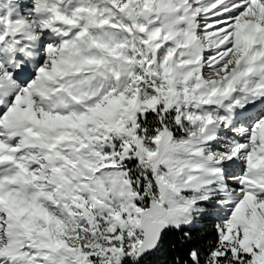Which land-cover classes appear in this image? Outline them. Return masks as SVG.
<instances>
[{"label":"snow or ice","instance_id":"6c2138e0","mask_svg":"<svg viewBox=\"0 0 264 264\" xmlns=\"http://www.w3.org/2000/svg\"><path fill=\"white\" fill-rule=\"evenodd\" d=\"M0 264H264V0H0Z\"/></svg>","mask_w":264,"mask_h":264}]
</instances>
